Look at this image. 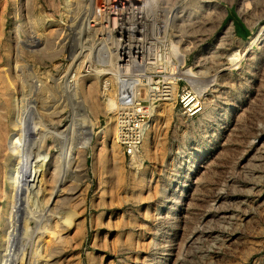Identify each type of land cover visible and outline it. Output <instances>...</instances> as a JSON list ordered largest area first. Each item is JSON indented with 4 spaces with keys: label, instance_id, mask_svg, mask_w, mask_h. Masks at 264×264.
<instances>
[{
    "label": "rangeland",
    "instance_id": "374dc122",
    "mask_svg": "<svg viewBox=\"0 0 264 264\" xmlns=\"http://www.w3.org/2000/svg\"><path fill=\"white\" fill-rule=\"evenodd\" d=\"M164 1L175 9L169 39L140 68L130 62L135 103L123 109L126 61L118 55L114 73L85 68L99 42L85 30L87 10L101 0H0V80L23 97L27 130L49 136L34 157V210L47 202L53 164L65 168L69 154L61 192L71 199L59 215L73 221L58 264H264V41L228 60L264 25V0ZM28 11L40 34L17 33ZM28 35L41 52H24ZM117 90L119 107L107 112ZM184 91L199 94L202 113L186 114Z\"/></svg>",
    "mask_w": 264,
    "mask_h": 264
},
{
    "label": "bare ground",
    "instance_id": "6f19581e",
    "mask_svg": "<svg viewBox=\"0 0 264 264\" xmlns=\"http://www.w3.org/2000/svg\"><path fill=\"white\" fill-rule=\"evenodd\" d=\"M90 1L93 3V0ZM163 1L101 0L102 3L99 6L96 5L94 7L95 10L90 9L89 11L87 7L88 17L85 21V30H87L89 35H96L95 33L99 32V42L96 48L90 47V57L88 56L87 67H85L87 70H85L89 71V73L94 72L101 75L105 70L102 68L101 70H93V66H109V72L114 73L115 68H117L116 64L118 61L116 59H118V55L122 59L133 60L137 64L139 60L145 61L146 56L154 54L159 44H165V40H167L169 35L168 28L170 27L168 17L169 14L175 11L174 8H170L169 6L168 8L165 5V1ZM69 18L71 20V17ZM25 19L28 21L27 24L25 23ZM72 19H74V16ZM17 22L15 24L17 33L23 30L26 36L28 33L31 34V32L40 34L38 26H36V29H30V27L32 28L33 24H38L39 26L43 24L42 20L38 19L37 16H33L30 11L25 14L23 19L19 16ZM229 29L232 30V26ZM114 31L122 39H125L123 43L116 42L113 39L115 38L113 37ZM19 37L21 39L22 36ZM30 39L31 37L28 35V38L19 42L20 45H23L24 52H41L43 48L34 49L30 43ZM263 41L264 25H261L243 48V51L237 50L231 53L228 56V60L231 63H236L240 55L252 50L253 46L260 45ZM30 75L33 79L34 76L32 77L31 73ZM90 75L92 74L82 75L80 78L89 79ZM120 76L119 86L122 90V97L128 100L133 83L126 74H121ZM14 77L18 81H21L19 74H16ZM74 77L76 78V76ZM31 78L30 80H32ZM11 79L10 77V81ZM77 80L75 79L76 82L81 79ZM27 81L29 82L28 79L24 80L22 86L23 84L26 85ZM36 83L33 80L29 85L31 93L38 97L39 90ZM0 85L3 91H0V204L2 205H0V264H58L57 257L62 252V245L63 243L65 244L64 240H66L63 231L69 228L73 221L70 212L65 213L63 215L64 218L61 217L62 215H59L61 210L67 208L71 199L69 189H66V193L61 192V186L67 182V173L63 175L62 171L67 170L69 154L67 155V162L63 166L65 168H61L62 164L59 159L53 164L51 174L48 178L46 177V182L51 181L47 202L42 208L34 210V207L29 203L28 197V194L31 193L34 187L35 178H37L38 173V170L33 172L34 157L36 153V158L39 162L38 153H40V149L47 143L49 136H44L39 131L27 130L25 117H27L28 112L23 104L25 103L23 97H14L11 94L10 87L12 86L8 78L1 77ZM108 97L105 105L106 111L115 113L117 107H119L117 103L118 90L117 94L115 91ZM70 149L68 148L67 151L70 152ZM64 221L68 225H65ZM40 243L42 244L41 249L39 248Z\"/></svg>",
    "mask_w": 264,
    "mask_h": 264
},
{
    "label": "built area",
    "instance_id": "2783aa9c",
    "mask_svg": "<svg viewBox=\"0 0 264 264\" xmlns=\"http://www.w3.org/2000/svg\"><path fill=\"white\" fill-rule=\"evenodd\" d=\"M123 60L126 61V63H124L121 66V70H123V72L125 71V74L127 76L129 73L131 61L134 64L133 67H137V68L140 67V64H136V62H134L133 60H129V59H123ZM130 80L133 83V87L130 91L131 93H129L130 98L128 100H126V99H123V97H122L123 94L120 95L121 104L123 105V109H128L130 105L132 106L135 103L134 80H132L131 78H130ZM180 101H181V104H182L186 114H188L191 117L197 116L198 114L202 113V111H203L204 103H203L202 99L198 95H196L193 91H184L183 94L181 95Z\"/></svg>",
    "mask_w": 264,
    "mask_h": 264
},
{
    "label": "crops",
    "instance_id": "0c3cea01",
    "mask_svg": "<svg viewBox=\"0 0 264 264\" xmlns=\"http://www.w3.org/2000/svg\"><path fill=\"white\" fill-rule=\"evenodd\" d=\"M236 31L240 34V35H247L249 33V31L243 27V29H241L240 25H236Z\"/></svg>",
    "mask_w": 264,
    "mask_h": 264
}]
</instances>
